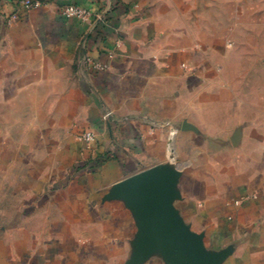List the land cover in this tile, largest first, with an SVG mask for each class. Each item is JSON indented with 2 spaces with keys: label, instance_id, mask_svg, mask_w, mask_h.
Wrapping results in <instances>:
<instances>
[{
  "label": "crops",
  "instance_id": "1",
  "mask_svg": "<svg viewBox=\"0 0 264 264\" xmlns=\"http://www.w3.org/2000/svg\"><path fill=\"white\" fill-rule=\"evenodd\" d=\"M39 1L0 0V264H177L162 247L134 260L136 219L110 191L185 118L205 140L182 217L218 264H264V92L235 42L264 0Z\"/></svg>",
  "mask_w": 264,
  "mask_h": 264
},
{
  "label": "water",
  "instance_id": "2",
  "mask_svg": "<svg viewBox=\"0 0 264 264\" xmlns=\"http://www.w3.org/2000/svg\"><path fill=\"white\" fill-rule=\"evenodd\" d=\"M172 173L157 168L138 171L115 183L110 197L123 196L137 223L134 260L148 258L157 247L170 252L177 264H218L220 255L204 247L173 204Z\"/></svg>",
  "mask_w": 264,
  "mask_h": 264
},
{
  "label": "rangeland",
  "instance_id": "3",
  "mask_svg": "<svg viewBox=\"0 0 264 264\" xmlns=\"http://www.w3.org/2000/svg\"><path fill=\"white\" fill-rule=\"evenodd\" d=\"M249 21L253 23V26L249 27V30L244 27L243 30L239 31L235 36V42L238 46H242L240 47L241 50L236 51L237 60L240 59V61H237L236 67L238 74L245 75V72L248 71L249 68H246V66L252 65L250 68L251 72L248 73L250 82H247V89L253 92V102H256L257 95L260 92H264V61L260 62V60H264V19L255 18ZM97 64L93 65L97 70H103L107 67L104 64H99V66ZM241 83L240 90L244 93L245 83L243 80H241ZM204 134V132H199L194 121L185 118L179 124H171L166 138L158 142L151 151L145 150L142 154L145 160L143 164L146 165L140 166L138 171L154 167L172 173L171 188L178 193V196L173 200V204L180 215L182 199H185L188 203H192V206L196 204L194 199L195 196H185L180 186L182 179H184L183 175L195 166L198 141L202 142L205 140ZM129 149H131V147ZM181 151L188 157L187 162H182L180 155L182 153ZM186 225L189 226L187 223ZM189 228L192 230L190 226ZM198 234L202 237L201 233Z\"/></svg>",
  "mask_w": 264,
  "mask_h": 264
},
{
  "label": "built area",
  "instance_id": "4",
  "mask_svg": "<svg viewBox=\"0 0 264 264\" xmlns=\"http://www.w3.org/2000/svg\"><path fill=\"white\" fill-rule=\"evenodd\" d=\"M21 5L25 9H37L42 7V2L39 0H20ZM61 12L66 17H77L81 20H86L90 16V12L78 5L68 4L63 6ZM13 16H11L12 18ZM99 66V64H97ZM85 141H92L94 136L91 132H85L82 136Z\"/></svg>",
  "mask_w": 264,
  "mask_h": 264
}]
</instances>
